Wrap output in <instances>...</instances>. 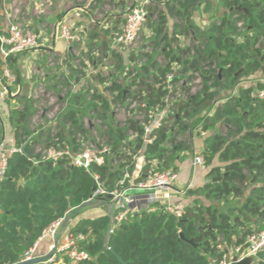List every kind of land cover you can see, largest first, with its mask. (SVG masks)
<instances>
[{"label":"trees","instance_id":"obj_1","mask_svg":"<svg viewBox=\"0 0 264 264\" xmlns=\"http://www.w3.org/2000/svg\"><path fill=\"white\" fill-rule=\"evenodd\" d=\"M203 2L208 12V0H167L162 9L149 6L151 15L141 48L109 52L103 57L112 60L119 76L125 72L126 77H132L130 85L138 90L126 98L137 97L148 107L172 112V126L160 128L151 144L143 143L142 131L134 123L128 126L138 135L132 142L126 140L127 128L109 129L110 155L104 165H93L90 175L65 160H42L36 153L42 146L74 143V135L84 132L83 110L67 111L62 117L66 133L51 137L48 131L44 142L42 134L31 138L27 128L34 114L33 102L22 100L23 110H13L10 121L18 151L9 158L0 183V264H17L52 222L66 214L67 218L77 217L89 209L79 207L94 191L93 175L105 190L121 189L119 182L126 172L132 174L131 156L137 151L143 159L142 173L150 168L168 169L166 156L186 151L178 138L186 133L194 135L195 126L196 136L206 133L201 153L209 181L187 191V201H182L184 214L176 217L158 204L153 212L130 214L111 233L107 213L82 218L69 234L84 237L78 249L88 259L75 264H219L230 251L244 247L248 235L264 231V100L256 97L264 72V0H220L222 15L206 27L192 20ZM91 37L98 38L95 33ZM148 48L152 50L146 51ZM137 58L145 63L136 66ZM157 58L164 63H158ZM169 74L173 78L167 82ZM196 74L202 81L201 90L191 95L189 84ZM251 77L257 84L239 86L231 95L241 81ZM182 81L188 85L182 89L186 100L166 102L174 94L167 86ZM123 83H112V104L121 102L129 89L125 80ZM220 90L230 93L229 97L223 100ZM77 100L83 106L82 97L76 95ZM107 107L103 102V108ZM189 119H195L194 126L187 124ZM223 126L228 130L220 133L218 127ZM167 144L171 147L166 148ZM122 148L129 154H122ZM215 160L218 166H213ZM114 162L115 168L111 167ZM170 169L175 170L174 166ZM218 177L221 180L212 181ZM56 258L37 264H55Z\"/></svg>","mask_w":264,"mask_h":264},{"label":"built area","instance_id":"obj_2","mask_svg":"<svg viewBox=\"0 0 264 264\" xmlns=\"http://www.w3.org/2000/svg\"><path fill=\"white\" fill-rule=\"evenodd\" d=\"M166 1L156 0H131V3L124 9L122 23L117 27L114 35L110 39V43L107 45L109 52H128L133 50L136 46L140 36L144 33V27L147 23L148 17L151 13L148 11L149 6H157L162 9ZM139 3V5L137 4ZM48 2L42 0L35 6V13L40 16L45 13ZM137 4V5H136ZM159 4V6H158ZM12 21L8 22L6 26V32L4 35H0V54L6 60L10 56H16L25 52L37 50L45 46V39L41 33L27 28L19 18L20 11H14ZM240 26V25H239ZM60 34L63 40L71 47L79 38L75 32L67 25H62L60 28ZM184 43H187V39H182ZM69 47V48H70ZM54 60H50V65H54ZM61 61V60H60ZM79 64V62H73V67ZM93 69L90 73H84L80 70L79 75L75 77L74 81L65 82V87H61L57 96H54V92L48 89L44 83H39L33 90L32 98L38 100L44 99L49 105V109L45 110L51 114L48 115L47 124L54 123L57 119L55 111L61 104V110L66 109L68 102L73 101L74 96H81L83 99V108L85 115L82 117L81 122L83 125V133H76L74 135V143L64 144L63 146L40 147L36 150L42 160L58 161L65 160L70 165L84 169L89 172L93 165L102 166L105 162V157L110 155V148L107 145L100 144L96 146L95 141L87 140L88 135H97L100 125L106 118H109V122L116 125L120 124L118 121H122L121 125L127 128L126 140L132 142L138 137V135L128 129L129 123H134L142 131L141 139L144 144H151L156 139V132L164 126H172V112L168 108L148 107L143 99L126 98V94L136 93L138 88L130 85L132 77H126L125 72L122 76L120 73L110 72L109 67L114 65L109 57L103 58L98 63L94 60L91 64ZM67 73V72H66ZM195 79L189 84L190 92L194 86L201 82V78L198 74L195 75ZM116 78H118L116 80ZM173 78L172 74L167 76V82ZM130 85L129 89L124 91V97L121 102L112 104L110 102V88L115 81L116 84ZM15 81L14 76L10 74L7 66H3V70L0 75V103L4 102L8 97V91L4 88L8 84ZM260 88L256 92V97L259 100H264V72L259 79ZM188 88L186 82H180L176 86L168 85L169 92L174 90L173 96L171 95L166 102L172 103L179 100H186V94L182 89ZM189 92V93H190ZM181 94L183 98L181 99ZM103 102L108 104L107 108H103ZM87 107V108H86ZM86 108V110H85ZM42 111L43 114L47 113ZM98 126L96 127V125ZM53 130H51L52 133ZM53 137L55 134H51ZM90 138V137H89ZM94 137H91V139ZM94 142V143H93ZM128 155L127 149H121ZM14 142L6 148L3 143H0V178L3 179L5 171L7 169V162L12 154L17 152ZM122 151V152H123ZM141 151H137L131 156L133 163L137 161V168L132 171V174L126 172L119 182L121 189L114 191L105 190L98 182L95 175L92 178L96 182L95 190L83 204H100L108 201V197H111L110 202L112 207L108 213L110 217L111 225L108 233H111L113 227L118 223L125 221L128 216L139 210H146L147 212H153L156 210L158 204L162 205L163 210L167 213L180 217L184 214L185 205L182 200H171V193L174 192L179 198L186 196L187 189H176L175 184L178 181V174L173 169H166L157 171L155 169H148L146 172H141L143 168L142 157H140ZM116 164V162H114ZM140 164V165H139ZM156 165V163H153ZM192 165L197 168L204 169V158L201 152H199L194 158ZM159 166V165H157ZM128 168V166L126 167ZM126 183V184H125ZM131 190L139 191L140 194L129 195ZM67 214L62 218H59L52 222L47 228H45L34 245L26 250L17 264L31 261L36 258V249L38 244L45 240L50 239L53 245L49 247L51 257L48 259V263L52 262L57 254L66 257L70 264H75L82 260L88 259V256L78 249V244L84 240L81 235L72 236L67 234L64 239V243L58 246L56 243L60 230L64 227L68 221ZM67 218V219H66ZM240 250H243L242 254H239ZM264 250V231H258L252 233L246 237L245 246L242 248H235L230 254H227L219 262V264H230L232 259L237 261L250 257L253 259L252 264L263 262L262 258H258L259 254Z\"/></svg>","mask_w":264,"mask_h":264},{"label":"crops","instance_id":"obj_3","mask_svg":"<svg viewBox=\"0 0 264 264\" xmlns=\"http://www.w3.org/2000/svg\"><path fill=\"white\" fill-rule=\"evenodd\" d=\"M46 1L48 4L45 13L37 16L34 8L38 3L42 2V0H0V35L5 34L8 22L12 21L13 16H15L14 11H20V9H18L20 7L19 5L24 4L25 8H22L19 14L20 21L27 28L41 33L45 39L44 49L10 56L6 60L0 54L2 62L1 72L3 66H7L10 74L15 78L13 83L4 87L6 90L8 89L10 93L7 92V99L0 103V143H3L6 148L14 142L15 127L10 121V115L13 110H20L22 106L20 102L25 99L31 100L33 104L35 103V100L32 98V93L39 82L44 83L49 90L54 89L55 91H57L59 84H62L63 79L75 82V77L79 75V73L75 72L76 70L74 71V61L79 63L83 61V63L86 64V68L82 70V72L90 73L93 69H91L92 67H90L89 64L87 65L88 62L84 60L88 51L80 47V45L91 42L92 46L98 47L97 52L100 54L97 56L107 55L108 51L105 50L106 46L110 43V39L117 30V27L122 23L124 9L131 3V0ZM162 1L163 0H161V2ZM159 2L160 1H157V3ZM208 2L211 4L210 10L208 12L204 11L205 2H203L198 12H196L192 18L195 23L202 27H206L211 19H215L222 15L221 6L219 4L220 0H208ZM110 4H112V8L108 7ZM137 4L139 5V3ZM62 25H67L72 28L79 38L71 47L61 37L60 28ZM90 31H94L98 38L91 37L92 34H90ZM77 53L83 56H78ZM52 59L57 67H59L57 71L50 69L52 66L49 61ZM252 86H254V84H252ZM54 90L52 91L54 92ZM75 100L76 96H74L73 101L68 102L65 111H69L70 109L84 110L81 108L82 105L78 103V100L77 102H75ZM218 130H220V133H225L228 127H218ZM45 135L46 133H42V137L40 138L42 142L45 141ZM205 135L206 133L198 138L196 135L189 136L191 142L190 150L177 154L174 163V171L178 174V181L174 186L175 190L178 188L196 190L209 181L207 177L208 168L205 167L201 169L192 165L193 158L203 149L202 139ZM213 166H218L217 160H215ZM1 181L2 179L0 178V183ZM177 199L187 201L185 197L179 198L172 192L171 200L176 201ZM91 206H95V204H90L86 207L93 208ZM111 207L112 203L108 200L100 203L96 210L87 209L77 217L70 216L58 234L56 240L57 245L61 246L64 243V239L67 234H69L71 227L80 219L94 218L104 213L108 214ZM91 213L96 215L94 217H89ZM52 245L53 242L50 239L41 241L36 249V258L48 257L50 255L49 247ZM262 252L259 255L264 260V250ZM63 257L64 256H61V254H58L55 264H70L69 260Z\"/></svg>","mask_w":264,"mask_h":264},{"label":"rangeland","instance_id":"obj_4","mask_svg":"<svg viewBox=\"0 0 264 264\" xmlns=\"http://www.w3.org/2000/svg\"><path fill=\"white\" fill-rule=\"evenodd\" d=\"M128 1V0H127ZM20 7L18 8V9H20V11L22 10V8H25L24 6V4H22V5H19ZM108 7H110V8H112V4H110V5H108ZM204 26V25H203ZM91 33L90 34H93L94 33V31H90ZM181 41V40H180ZM145 42V36H144V33L142 34V36H140V38H139V40H138V42H137V44H136V46L133 48V50L132 51H137L138 49H140L141 48V44L142 43H144ZM187 43H189V41H187ZM201 44V43H200ZM80 47H82V48H84L85 50H87L88 52H87V54H86V56H85V58H84V60L86 61V62H88L87 63V65L89 64V66L90 67H92V62L95 60L97 63H98V66H99V64H100V62L102 61V59H103V57L104 56H97V55H99L100 53H98L97 52V46H92V43L91 42H86V43H83V44H81L80 45ZM78 48H79V46H78ZM146 51H148V52H150L152 49L150 48H148V49H145ZM129 51H131V50H129ZM31 52V51H30ZM78 54V56H83V55H81L80 53H77ZM95 56H97V57H95ZM83 58V57H82ZM157 60H158V63H161V64H163L164 62L162 61V59L161 58H157ZM163 62V63H162ZM142 63H145V60L144 59H140V58H137V60H136V63H135V65L136 66H139L140 64H142ZM86 64H84L83 63V61L82 62H80L79 64L77 63V65H75V72H77V73H79V71L80 70H84L85 68H86V66H85ZM59 67H57V65H56V63H54V65L50 68V69H53V70H55V71H57V69H58ZM108 70H110V72H113L114 74L116 73V72H119L118 71V69H117V67L115 66V65H112V66H110L109 67V69ZM55 74V73H54ZM39 83H41V82H39ZM201 82H199V83H197L195 86H194V88L192 89V91L190 92V94L191 95H195L196 93H198L201 89H200V87H201ZM252 84H257V80L256 79H254V78H248V79H246V81H241L240 82V84L236 87V88H234L233 90H232V92H230L231 93V95H233V94H236V92H234V91H236L238 88H240V87H246V86H252ZM58 86V85H57ZM240 86V87H239ZM61 87H65V82L63 81L62 82V84H59V86H58V89H57V91H55L54 89H52V90H54V96H57V94H58V92H59V90H60V88ZM51 90V91H52ZM53 92V91H52ZM56 93V94H55ZM230 93H228V92H226V91H221L220 90V94H222L223 95V100H225L227 97H229V95H230ZM221 95V96H222ZM181 99L183 98V94H181V97H180ZM223 100H221V102L223 101ZM49 109V105H48V103L46 102V101H44V99H42V98H39L38 100H35V103L33 104V110H34V114L32 115V117L30 118V121H29V123L27 124V128H28V130H29V132L32 134L31 135V137H36V136H38V135H40V134H42V133H46V132H48L49 131V133H51V130H53L52 131V133L51 134H57V133H61V132H64L65 131V128H66V126L62 123V117L65 115V113L67 112V110L66 111H64V110H61V104L59 105V107H58V109L55 111V114H56V116H57V119H56V121L54 122V123H52V124H50V125H48L47 124V122H48V119H47V117H48V115L49 114H51V113H49V112H47V111H45V110H48ZM20 110H23V107L21 106V109ZM42 111H45V112H47V113H44L43 114V112ZM82 117H80V119H81ZM194 120L195 119H189L187 122V124L188 125H192L193 124V126H194ZM47 121V122H46ZM120 124H118V125H116L117 124V122H114V124H111L110 122H109V118H106L105 119V121H103L102 122V124L100 125V128H99V131H98V134L97 135H88L89 137H87V140H91V141H95L96 142V146H98V145H100V144H104V145H107L109 148H110V146L108 145V142H107V139H108V132H109V129H113V128H115V127H118V128H120V129H125V127H123L122 125H121V123H123L122 121H118ZM98 126V124L96 125V127ZM68 127V126H67ZM195 132L193 133L194 135L196 134V131H197V129H198V127L197 126H195ZM73 130V129H72ZM74 131H75V129H74ZM84 131H85V128H84ZM65 133H66V131H65ZM91 137H94V138H92L91 139ZM197 138H198V136H197ZM178 140H179V142H181V143H184L185 145L183 146L185 149H186V151L185 152H188V150H190V148H191V145H190V137H189V134L188 133H186V134H184L182 137H179L178 138ZM94 143V142H93ZM171 146L169 145V144H167L166 145V148H170ZM39 149V148H38ZM121 150V149H120ZM123 150H121V153L122 154H126L124 151L122 152ZM180 155V154H179ZM175 156L176 155H174V156H171L170 154H168L166 157V161L168 162L169 161V166L167 167L168 169H170V168H173V166H174V163H175V161H176V158H175ZM182 156V155H181ZM163 162H165V160H163V161H160L159 162V164H163ZM142 162H140V164H141ZM139 164V165H140ZM117 166V163L115 164H113V165H111V167H113V168H115ZM133 166H134V168L132 169V171L135 169V168H137L136 166H137V161H135L134 162V164H133ZM165 169V168H164ZM128 194L129 195H137V194H140V192L139 191H136V190H131V191H129L128 192ZM100 204H95V206H91V207H93V208H89V210H91V209H94V210H96L97 208H98V206H99ZM87 210V209H86ZM96 214H90V216L89 217H94ZM231 253V251L229 252V254ZM263 253V252H262Z\"/></svg>","mask_w":264,"mask_h":264},{"label":"water","instance_id":"obj_5","mask_svg":"<svg viewBox=\"0 0 264 264\" xmlns=\"http://www.w3.org/2000/svg\"><path fill=\"white\" fill-rule=\"evenodd\" d=\"M39 49H44V48H38L37 50H39ZM7 91H8V93H10L8 89H7ZM20 152H23V148L20 149ZM219 180H221V178L218 177V178H214L212 181L214 182V181H219ZM94 190H95V188H94ZM110 199H111V197H108V200H110ZM89 205L90 204H85V205L83 204L82 206L79 207V209L80 208H84V207L89 206ZM134 213H136V212H134ZM111 216H112V213H110V217ZM242 252H243V250H240L239 254H242ZM50 257H51V255H49L46 258H35V259L31 260V261L24 262V263H20V264H37V263H43V262L47 261ZM258 258H261V256L259 255ZM252 261H253V259L250 258V257H245V258H243V259H241L239 261H237L234 258V259L231 260L230 264H252Z\"/></svg>","mask_w":264,"mask_h":264}]
</instances>
